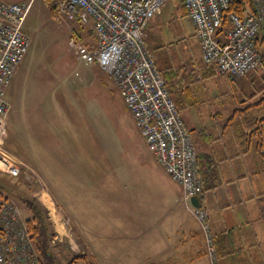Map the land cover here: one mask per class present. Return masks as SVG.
Segmentation results:
<instances>
[{
	"label": "crops",
	"instance_id": "crops-1",
	"mask_svg": "<svg viewBox=\"0 0 264 264\" xmlns=\"http://www.w3.org/2000/svg\"><path fill=\"white\" fill-rule=\"evenodd\" d=\"M170 1L150 21L146 44L195 146L203 188L199 202L213 236L217 264H264V132L261 136L260 117L251 115L253 107L243 106L244 98L242 104L231 98L235 89L230 88L227 77L203 64L193 25L191 38L165 39V23L160 18ZM171 8L166 23L174 15L187 17L181 0L174 1ZM217 38L223 41L224 32ZM92 40L90 44L95 43ZM181 40L188 43L179 44ZM219 78L224 79L223 85L216 83ZM29 85L22 93L32 90ZM42 99L41 104L23 107L32 116L25 119L31 140L25 143L21 133L14 134L18 149L11 151L21 160H25L24 153H34L26 160L57 162L46 165L45 171L58 172L70 161L63 134L68 128L61 123L68 122L69 108L63 109L56 96L48 104ZM47 120L55 123L52 132L44 127ZM35 143L44 151L29 150L28 145ZM141 143L139 159L124 171L66 174L76 178L73 183L97 185L113 195L112 200L108 196V214L95 220L94 239H75L77 257L91 256L90 264H209L200 225L184 208L181 187L157 163L144 140ZM33 165L29 163L34 171ZM65 238L71 243L69 235Z\"/></svg>",
	"mask_w": 264,
	"mask_h": 264
},
{
	"label": "built area",
	"instance_id": "built-area-1",
	"mask_svg": "<svg viewBox=\"0 0 264 264\" xmlns=\"http://www.w3.org/2000/svg\"><path fill=\"white\" fill-rule=\"evenodd\" d=\"M34 1L0 2V173L12 179L19 178L21 170L4 147L10 112L6 91L29 48L24 23ZM168 1L52 0L59 13L82 26L91 25L95 43H86L79 33L72 32L69 48L77 60L98 66L111 78L147 150L181 187L183 206L200 225L209 264H217L206 213L190 203L203 195L195 146L146 44L150 21ZM233 1L181 0L199 42L203 64L230 80L247 77L261 67L257 41H264V0H251L252 13H228L224 40L217 38ZM41 205L49 209L45 201ZM53 230L51 244L56 246L62 243L63 235ZM0 264H39L22 210L8 197L0 199Z\"/></svg>",
	"mask_w": 264,
	"mask_h": 264
},
{
	"label": "rangeland",
	"instance_id": "rangeland-1",
	"mask_svg": "<svg viewBox=\"0 0 264 264\" xmlns=\"http://www.w3.org/2000/svg\"><path fill=\"white\" fill-rule=\"evenodd\" d=\"M28 1L0 0L5 3ZM173 2L170 1L163 17L160 18L165 23L162 34L166 40L191 38L193 28L187 17L174 15L166 23L170 19L169 11ZM51 8H54L52 0H35L24 23V31L30 43L24 60L6 91L10 112L6 120L4 141L7 153L20 166L21 174L19 178L12 179L0 173V198L8 197L17 203L22 198L30 199L48 215L53 227L63 235L62 243L53 248L56 264H90L91 256L77 257L75 239L78 240V237L81 239L84 237L89 241L94 239L93 232L97 227L95 220L108 214L110 206L108 196L112 200L113 195L110 192L104 193L97 185L81 186L73 183L71 181L76 178L66 177V174L118 172V169L124 171L139 159L138 150L143 139L111 78L98 66L85 65L77 60L74 51L68 46V38L72 32L79 33L82 41L92 42L93 37L89 31L91 25L82 26L76 19H69L56 8L54 11ZM186 43L188 41L181 40L179 44ZM262 75L263 70L260 67L247 77L235 80L227 78L230 88L235 89V95L231 98L235 97L238 104H242L244 98L243 106L253 107L259 98L264 96V85L258 81ZM29 76L31 81L27 82ZM223 82H225L223 78L216 80L218 84L223 85ZM26 85L32 90L29 92L25 90L22 93V88ZM54 96L63 105V109L69 108L68 122L63 120L61 123L64 128L65 125L68 128V132L63 134L69 148L70 161L65 169L46 172V165L50 166L57 162L26 160L29 156L34 157V153L29 155L24 153L26 155L22 157H25V160H21L11 149H18L14 142V134L21 133L25 143L31 140L25 120L30 114L25 112L23 107L30 103L41 104L42 98H45V103L48 104L49 99ZM27 98L31 101L27 102ZM243 106L241 105V108ZM250 113L256 116V119L264 117V105L253 107ZM48 123L44 127H49L48 131L52 132L54 122L49 120ZM260 125L264 132V123ZM28 146L29 150L33 148L44 151L41 144ZM28 146L25 148L28 149ZM29 163L31 165L35 163L36 166H32L34 171L30 169ZM41 201L46 202L48 210L41 205ZM18 205L24 218H27L24 208L20 203ZM55 214L59 215L58 222ZM58 225L62 229L59 230ZM64 235L70 236L71 243ZM73 259L75 262L71 263Z\"/></svg>",
	"mask_w": 264,
	"mask_h": 264
},
{
	"label": "trees",
	"instance_id": "trees-1",
	"mask_svg": "<svg viewBox=\"0 0 264 264\" xmlns=\"http://www.w3.org/2000/svg\"><path fill=\"white\" fill-rule=\"evenodd\" d=\"M51 9L53 11L55 10L54 8H51ZM231 12H234L240 16L252 13L253 6H252L251 0H234L231 3L229 9L227 10L226 14L223 17V22L220 28V32L226 30V28L228 27V23L226 22V16L228 13H231ZM91 34L93 37L92 31H91ZM257 49L261 56V68L263 70V75L260 76L258 81H261L262 84L264 85V41L263 40L257 41ZM260 104L264 105L263 98L261 99L259 98V100L253 105V107L259 106ZM259 121L261 123H264V117L259 118ZM260 135L262 136L261 129H260ZM1 198L3 197L1 196ZM19 203L27 213V218L25 217L24 219H25L26 227L30 235L31 241L36 250L39 264H56L55 256L53 253V248L55 246L51 244V240L53 239L55 234H54L52 223L50 222L47 214L43 212L38 207V205L30 199L22 198L19 200ZM79 258H82V257H79ZM74 262L75 260L73 259L71 263H74Z\"/></svg>",
	"mask_w": 264,
	"mask_h": 264
},
{
	"label": "water",
	"instance_id": "water-1",
	"mask_svg": "<svg viewBox=\"0 0 264 264\" xmlns=\"http://www.w3.org/2000/svg\"><path fill=\"white\" fill-rule=\"evenodd\" d=\"M263 99H264V96H263ZM190 203H191V205L193 206V207H199L200 206V202H199V200L198 199H196V198H192L191 200H190Z\"/></svg>",
	"mask_w": 264,
	"mask_h": 264
},
{
	"label": "bare ground",
	"instance_id": "bare-ground-1",
	"mask_svg": "<svg viewBox=\"0 0 264 264\" xmlns=\"http://www.w3.org/2000/svg\"><path fill=\"white\" fill-rule=\"evenodd\" d=\"M55 218H56V221L58 222L59 215L57 216V215L55 214ZM57 227H58L59 230L62 229V227H61L60 225H58Z\"/></svg>",
	"mask_w": 264,
	"mask_h": 264
}]
</instances>
